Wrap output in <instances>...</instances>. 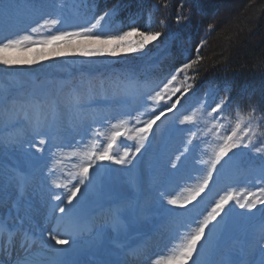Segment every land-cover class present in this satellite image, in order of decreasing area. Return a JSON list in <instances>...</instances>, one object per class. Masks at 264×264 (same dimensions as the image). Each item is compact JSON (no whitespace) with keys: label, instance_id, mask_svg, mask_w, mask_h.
Masks as SVG:
<instances>
[{"label":"rangeland","instance_id":"1","mask_svg":"<svg viewBox=\"0 0 264 264\" xmlns=\"http://www.w3.org/2000/svg\"><path fill=\"white\" fill-rule=\"evenodd\" d=\"M31 1L35 0H14L18 6H25L23 8L16 7L10 15L0 13V38L28 32L30 30L29 25L38 18L39 13L41 12L60 15L61 18L65 19L67 22L58 26V28L66 30H73L77 25L83 24L89 20L94 22L91 10H88L87 8L76 9L69 7L62 10L55 9L54 7H49L44 11L37 10L33 14H29L28 17L25 15L21 22L10 20L11 18L17 20L19 18L18 11L28 9L29 4H35V2ZM238 1L239 0L231 1L225 5V8H228V6H230L229 8L235 6ZM223 16L224 19L229 20L234 14L233 11L232 13L226 11ZM239 20V18H236V21ZM101 23L102 25L104 24L103 21ZM123 30L124 29H119L118 26L114 28L112 25L110 29H98L97 31H103L105 33L111 31L112 33H118ZM56 31L57 29H42L39 33H32V36L33 39H44L56 33ZM135 39V36L130 38L131 41H134ZM153 42L149 43L142 52H131L124 50L123 48H118L115 56L107 54L108 51H111L112 48L116 47L115 44H89L83 41L73 42L71 46L62 41H58L55 45L49 46L34 45L23 51L13 50L6 54L10 59L36 61V63L22 64L12 67L0 65V92L9 90L20 98L34 94L33 91L38 92L36 96H42L47 93L50 97H55L60 102L61 108L56 118V127L52 130V132L58 135L60 139L49 141L47 145H44V152L48 153L46 156V164L47 162L57 165L64 163V166L70 169L75 166L74 163L81 164V162H84L82 155H77L76 160L72 162L68 161V154L70 151H73V149L66 147L63 155L59 157L60 162L57 163L56 158L52 155V153L56 151L53 147V142L68 143L69 141H73V138L79 139L83 136L85 137L84 145L79 146L77 149V151L82 154L87 151L91 145L87 139V137L91 135L88 131L90 126L100 127L101 131H109L110 124L115 123L127 112H131L133 116L139 115L140 120L143 121L157 114L162 108L166 109L174 102L176 95L172 96L170 99L166 96L164 100L160 101L159 105H154L148 98L149 93H151L161 81L166 82V79L169 78L150 79V76H146V72L149 73L154 67V63L148 64L147 62L153 58L152 55L147 58L148 48ZM99 47L106 49L105 55L86 57L79 54L81 50H91L92 48ZM53 52L58 53V55H53ZM141 60L143 62L146 60V63L138 68V65L135 64L140 63L139 61ZM118 63L120 65L115 67ZM124 63L127 64L124 65ZM113 67L115 68L112 69ZM101 68H104V70L107 69V71L117 70L120 71V74L125 73L126 76H122L123 78L117 76L114 77L113 73L109 71L110 78L111 80H114L113 83L115 84L112 85L113 83H109V92L104 90L96 95V92L93 91L94 83H91L92 78H87V75L89 73L93 74ZM141 73H143L141 79L131 82L132 79H130V76L133 74L138 76ZM82 77L85 78L82 80ZM138 77H135V80L138 79ZM95 83H99V79H97ZM116 85H118V87ZM45 86H48L51 91L45 92ZM73 95H79L82 98L78 110H71V100ZM126 101L127 103L125 104ZM211 102L212 100L206 108L213 106ZM201 104V100L198 96H190L188 100L184 101L182 105H179L176 110L173 112H166L165 115H162L160 120L156 121L153 125L150 134H156L157 139L152 145L141 150V152L145 151L143 158L140 159L141 164L143 162V165L145 166V180L143 182L144 190L142 192L143 202L141 203L140 208L141 214L149 216L155 211L163 214L172 205L167 204L166 200L161 196L162 192L180 197L181 192L185 187L184 189L186 191L184 190V194L186 193L189 195L188 190L195 187L204 175V172L208 167L204 162L209 160L213 151L212 139L215 137L213 132L201 127L194 129L197 136L191 144V147H193L191 155L188 156V159L184 163L182 157L179 161L176 160V157L180 155V152H183L190 136L187 131L190 126L181 125L179 121L183 118V114H191V112L200 107ZM153 107L156 109L155 112L152 111ZM1 115L4 114L1 113ZM70 117H73V119L70 120ZM6 119V117H0V139L2 140L7 134L21 131L18 137L13 140V143L18 142L20 144L28 145H20V147H30L34 144V139H40L42 137V130L45 127V124L48 122L49 125V119L51 121L53 116L47 109L44 114L37 113L31 109H24L14 113L10 120H8L7 124L5 123ZM17 121L20 122L16 123ZM94 121L95 123H93ZM37 125H40L41 127L37 129ZM139 126L140 125L137 124L135 120H132L129 124L130 128ZM37 131L40 132L39 135L37 134ZM261 131H264V129L261 128ZM167 135H169V137H167ZM63 138L66 140L63 141ZM163 140L166 141L165 146H162ZM135 143V140L121 138V140L114 145L113 154L122 155L124 146L130 147L134 151ZM102 146L103 145H101V147ZM164 148L165 151L163 153L162 149ZM243 155L244 154H241L242 157L246 158ZM63 160L65 161L63 162ZM98 163L104 164L105 167L101 168L97 173L96 178L94 179L95 183L88 187L85 197H88L93 190L94 193H97V182L100 178H106L107 170L111 164L108 161ZM173 163H176V168L172 167ZM131 164H115L116 169L112 176L115 189L119 190L121 195L124 196V201L128 199L125 204H129L130 200L126 197L130 195L128 189L129 176L127 171L130 169ZM253 166L258 167L259 165L253 162L247 163L246 160L242 159L235 163V167L232 171L229 170V172L226 173L227 171L224 170L221 174L223 177L221 181L209 191L211 194L208 195V197L211 198V200H208L207 197L204 199L206 203V207L204 206L205 209L217 198L224 195L228 190H232L233 195L241 200L247 197L249 192H256L258 195L259 193L257 190L260 185L256 183L254 175L250 171ZM177 173L178 175H176ZM70 182L71 180L68 179L67 176L66 184H69ZM168 183L170 184L167 185ZM236 208L239 209L237 206ZM239 210L242 212L246 211ZM196 212L199 213V210L194 209L190 214L193 215ZM175 214L176 213L170 214L171 218H173ZM251 216L252 213H249V217ZM244 217L245 215H241L238 218L236 228L241 225ZM165 220L167 221L166 223H168L171 234L170 240L172 239V235L177 239V233L174 232L172 234L174 223L169 219ZM192 223L193 219L191 218L188 223L181 224V231L186 230ZM251 227L252 224H250L248 231ZM163 236L164 234L161 233L160 237L162 239H164ZM236 258H238V255ZM256 259H258V256Z\"/></svg>","mask_w":264,"mask_h":264},{"label":"snow or ice","instance_id":"2","mask_svg":"<svg viewBox=\"0 0 264 264\" xmlns=\"http://www.w3.org/2000/svg\"><path fill=\"white\" fill-rule=\"evenodd\" d=\"M167 6V4H164L165 8ZM16 7H18V5L14 0H0V13L10 15ZM180 7H183V3H181ZM116 16L117 11L115 9L105 11L103 14L95 17L94 22L89 20L83 24L77 25L73 30H66L58 28V26L67 22L65 19L61 18L60 15L41 12L39 13L38 18L29 25L30 30L28 32L0 38V65L12 67L16 65L36 63V61L10 59L6 55L10 51H23L34 45L49 46L55 45L58 41H62L69 46H71L73 42L82 41L89 44H115L116 47L107 52L108 55L115 56L118 48H123L124 50L131 52H142L149 43L157 40L162 35L160 31L150 30L151 16L149 17V28L144 31H141L135 26V21H132L129 24V28L126 31L118 33H112L111 31H108L107 33L97 31L98 29H110ZM183 19L188 20L189 17H184ZM102 21L104 22L103 25L101 23ZM176 22L177 24L181 22L180 16H177ZM160 23L163 25L164 21L161 20ZM42 29H57V31L47 38L33 39L32 33H39ZM209 29H211V26H209ZM133 36H135L136 39L131 41L130 38ZM205 42L206 41L202 40L201 43L197 45L195 59H190L184 62L174 70L170 75V78L166 79V82L161 81V83L149 93L148 98L154 105H159L160 101L164 100L166 96L170 99L172 96H175L176 93L181 92V87H177L173 83L177 80L180 73L185 74L184 82L186 85H182L183 92L181 95L184 96L192 90L193 84L187 83V81L195 79V77L189 76L188 70L191 69L194 64H197L203 59L200 55V51ZM79 54L86 57H98L105 55L106 49L103 47L92 48L91 50L84 49L81 50ZM53 55H58V53L53 52ZM116 86L118 87V85ZM99 87L106 90L103 83H101ZM193 95H195V93H193ZM81 99L82 98L79 95H73L71 100V110L79 109ZM232 102L233 98L230 94V89L226 88L225 95L221 97L218 102H215L214 106L206 108L207 114L212 117L213 129L222 127L220 121L226 118L225 112L227 111V106ZM180 103L181 101L178 98L166 109L162 108L157 114L143 121L140 120L139 115L133 116L131 112H127L115 123L110 124L109 131H101L100 127L90 126L88 131L91 135L88 136L87 139L91 143V148L82 154L79 153L77 149L79 146L84 145L85 137L83 136L79 139L73 138V141H69L67 144L53 142V147L56 151L53 152L52 155L56 158L57 163L60 162L59 157L63 155L66 147L73 149V151L68 154L70 159H74L77 155H82L84 160L79 166L78 173H76L79 179L76 183L72 184L71 187H69L68 184L58 182L55 178L52 180L55 188L67 189L66 193H51V199L60 202L59 204L52 206V212L55 213L58 209L61 215L55 217L56 228L48 234L50 239L55 241L56 245H68L70 241L73 244L75 243V240L73 239V231L78 226L77 208L84 199L88 187L92 185L97 173L101 168L105 167L104 164L98 162L108 161L116 165L131 164L137 154H141V150L145 148L146 142L149 141V134L152 132L153 125L156 121L160 120V117L165 115V112H173ZM60 108V102L55 97H50L47 93L42 96L32 94L20 98L9 90L0 92V113H3L7 118L5 121L6 124L11 116L19 110L31 109L37 113L44 114L47 109L53 116V123L49 127L54 129L56 127V118L60 112ZM152 111H156L155 107H153ZM258 111H260L259 105H249L248 122L246 125L242 126L238 119L230 133L224 132L221 134L219 131H216L215 138L217 143L213 148L209 160L204 162L208 167L200 182L195 187L188 190L189 195L184 199L162 192L161 196L166 200L168 205L188 208V205L192 204L193 201H196L201 193H204L206 189H209L210 182L214 183L215 178L224 172L237 155L243 154L242 150L247 149L260 157H264V131H261V127L264 126V113L257 116L256 113ZM236 112L237 115H239V105H237ZM132 120H135L140 126L130 128L129 124ZM179 122L181 125L190 126L187 129L190 134L187 145H191L197 136L194 129L199 127V119L196 115V111H192L191 114H183V118L180 119ZM93 123H95V121ZM40 127V125H37V129ZM37 134L39 135L40 132L37 131ZM52 138L53 141L60 139L58 135H53ZM121 138L135 140L134 151L132 148L124 146L122 155L113 154L114 145H116ZM47 142L48 141L45 138L39 140V144L41 145ZM101 145L103 146L101 147ZM187 145L185 146L184 151L176 157L177 161L180 160L185 152L189 151ZM234 150H241V152L238 153ZM37 151L43 152L44 149L37 148ZM230 153L231 155H229ZM176 166V163L172 164L173 168H176ZM90 169H94V171L90 173ZM55 171V165L48 169L49 175H54ZM250 171L254 175L256 183L260 185L257 190L259 193L258 195L256 192H249L248 196L243 200L235 197L231 192L221 196L215 201L211 210L196 223L195 227L189 226L190 230L185 231L182 234L179 232V229H177V237L180 242L176 244L173 249V255L163 262L159 259L153 260L152 264H189V261L191 264H264V159H261L258 167L253 166ZM230 200H235V206L239 207V209L252 213V216L249 217V219H253L257 212H259L260 215L258 220L252 225L251 229L245 232L243 244L238 249L239 258L233 259L231 258V253H229L228 259L217 262L211 257H214L217 253L222 251V245L218 239V233L227 228L225 222L226 218L233 211V208H228L226 210V205ZM196 207L197 205L193 204L192 208L188 209V212L191 213ZM175 215L182 216L184 214L176 213ZM241 215H243V213H241ZM218 217L219 219H217ZM62 226L64 227V233L58 235L56 230ZM19 231V228L12 229L8 226L5 220L0 219V235L7 232L9 243L12 242V237L16 232ZM27 240L28 234L24 233V240L20 244V248L23 252L22 254L18 253L16 255L12 264H50L48 260L42 258V254H36L30 250L31 246L26 243ZM173 243H175V240ZM47 246L52 247L57 253L68 251L66 248H54V246L51 245ZM3 250L2 246H0V251ZM140 254L139 250H133L130 253V255L136 258H139ZM257 256L258 259H256ZM0 264H6V262L0 259Z\"/></svg>","mask_w":264,"mask_h":264},{"label":"trees","instance_id":"3","mask_svg":"<svg viewBox=\"0 0 264 264\" xmlns=\"http://www.w3.org/2000/svg\"><path fill=\"white\" fill-rule=\"evenodd\" d=\"M89 1L98 15L115 9V21L127 30L132 21L141 31L148 29L151 16L150 30L162 33L147 51V58L153 56L147 61L148 64L154 63L149 71L153 77L170 76L184 62L195 59L197 45L202 40L206 41L200 51L203 59L188 70V75L195 79L187 83L193 84L189 93H195L204 103L199 107L202 113L206 112L207 101L215 98L218 102L225 95V89H230L233 102L227 106L226 118L220 121L223 133H230L238 119L242 126L247 124L249 105L260 106L257 116L264 113V0H239L235 6H228L229 9L225 5L233 0ZM181 3L183 7H180ZM164 4L168 6L165 8ZM226 11H233L234 14L229 20L224 19ZM177 16L181 17L179 24L176 22ZM184 17L189 19L185 20ZM236 18L240 20L236 21ZM161 20L164 21L163 25ZM139 62L135 64L138 68L146 60ZM101 70L98 73L105 75L107 69ZM184 75L180 73L173 82L181 87V92L176 96L183 92L182 85L186 86ZM237 105L240 106L239 115ZM261 128L264 129V126ZM242 151L247 159L258 165L264 159L247 149Z\"/></svg>","mask_w":264,"mask_h":264},{"label":"bare ground","instance_id":"4","mask_svg":"<svg viewBox=\"0 0 264 264\" xmlns=\"http://www.w3.org/2000/svg\"><path fill=\"white\" fill-rule=\"evenodd\" d=\"M46 253L50 254V253H55V252H52V251H46ZM55 256H57V255L55 254Z\"/></svg>","mask_w":264,"mask_h":264}]
</instances>
